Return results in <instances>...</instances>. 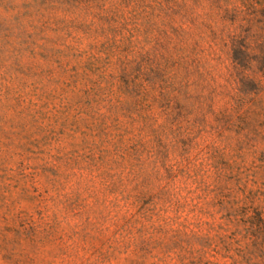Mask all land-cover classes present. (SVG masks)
<instances>
[{"label":"rangeland","instance_id":"374dc122","mask_svg":"<svg viewBox=\"0 0 264 264\" xmlns=\"http://www.w3.org/2000/svg\"><path fill=\"white\" fill-rule=\"evenodd\" d=\"M203 5L0 0V264H264L214 184L264 199V77Z\"/></svg>","mask_w":264,"mask_h":264},{"label":"trees","instance_id":"16d2710c","mask_svg":"<svg viewBox=\"0 0 264 264\" xmlns=\"http://www.w3.org/2000/svg\"><path fill=\"white\" fill-rule=\"evenodd\" d=\"M184 5V1H174L173 10L179 12ZM201 10L198 16L201 24L222 47L228 49L232 65L239 71V83L250 84L256 89L259 83L252 74L256 71L264 77V0H204ZM209 94L212 95L213 91ZM261 157L264 158L263 154ZM232 178L228 179L219 172L214 179L215 189L219 197L222 196L218 204L227 209L226 219L234 227L227 238L240 235L264 254V199L261 205H255L259 199L258 191H247L246 183L241 188L237 187L242 193L238 198L225 181L233 180L238 185L241 179ZM234 241L238 244L240 240Z\"/></svg>","mask_w":264,"mask_h":264}]
</instances>
